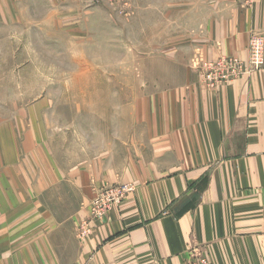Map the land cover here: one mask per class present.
Listing matches in <instances>:
<instances>
[{
    "label": "crops",
    "instance_id": "crops-1",
    "mask_svg": "<svg viewBox=\"0 0 264 264\" xmlns=\"http://www.w3.org/2000/svg\"><path fill=\"white\" fill-rule=\"evenodd\" d=\"M167 4V27L181 11L165 43L180 66L137 101L131 134L1 188L0 264H182L189 249L211 264H264V67L216 90L199 76L203 61L247 60L264 0ZM117 184L132 191L81 238L95 190Z\"/></svg>",
    "mask_w": 264,
    "mask_h": 264
},
{
    "label": "rangeland",
    "instance_id": "rangeland-1",
    "mask_svg": "<svg viewBox=\"0 0 264 264\" xmlns=\"http://www.w3.org/2000/svg\"><path fill=\"white\" fill-rule=\"evenodd\" d=\"M169 2L0 0V194L131 134L137 101L180 66L166 59L182 22L170 11L167 27Z\"/></svg>",
    "mask_w": 264,
    "mask_h": 264
},
{
    "label": "built area",
    "instance_id": "built-area-1",
    "mask_svg": "<svg viewBox=\"0 0 264 264\" xmlns=\"http://www.w3.org/2000/svg\"><path fill=\"white\" fill-rule=\"evenodd\" d=\"M248 3L252 0H242ZM264 67V36L253 32L248 40V58L242 61L231 56H220L215 60L203 61L199 65V76L202 84L211 90L228 85L242 76H249ZM132 191L127 184H117L95 190L88 208V222L82 224L79 236L84 238L89 223L97 224L114 207L123 202L125 196ZM190 250V251H189ZM188 258L182 264H211L208 253L199 249H189Z\"/></svg>",
    "mask_w": 264,
    "mask_h": 264
}]
</instances>
